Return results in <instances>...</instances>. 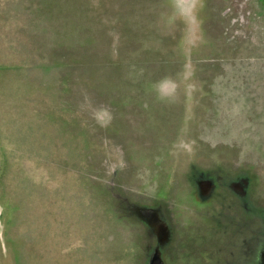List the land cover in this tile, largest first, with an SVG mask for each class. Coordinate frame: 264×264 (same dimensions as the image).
Returning <instances> with one entry per match:
<instances>
[{"label": "rangeland", "instance_id": "rangeland-1", "mask_svg": "<svg viewBox=\"0 0 264 264\" xmlns=\"http://www.w3.org/2000/svg\"><path fill=\"white\" fill-rule=\"evenodd\" d=\"M174 2L0 0V264L251 258L264 0Z\"/></svg>", "mask_w": 264, "mask_h": 264}, {"label": "flooded vegetation", "instance_id": "flooded-vegetation-1", "mask_svg": "<svg viewBox=\"0 0 264 264\" xmlns=\"http://www.w3.org/2000/svg\"><path fill=\"white\" fill-rule=\"evenodd\" d=\"M171 1H172L173 5L176 7L177 3L174 2L175 0H171ZM197 9L199 10L200 7L197 6ZM194 91H195V88H194V90L191 91V94L188 96V98L191 101L190 106L187 103V105L189 106V108H192L193 107V110H194V108L197 105L196 102H195V100L193 99V97H194ZM188 102H189V100H188ZM186 147L187 148H190L191 145L188 144V143H186ZM201 185H203L204 187L209 186L211 188V191L213 192V190H214V188H215V186L217 184H215L212 179H209V180H203L202 179V180L198 181L197 186H201ZM227 186H228V189L231 192L234 193V195H236V196L238 195L240 198L244 194V182L241 181V180L238 181V182H232L231 184H228ZM209 196H211V194ZM209 196H206L204 198H200L197 202L200 203V204L206 203L209 200ZM253 234H254V245L256 246V248H255V251L254 250L253 251L251 250L252 253H253V255L251 253V255H250L251 258L249 260L246 259L248 261H245V262H246V264H264V238L262 237L263 236V232L261 233V236H260L259 233H258V230L257 229H254ZM162 259H163V262L165 264V260L163 258V255H162Z\"/></svg>", "mask_w": 264, "mask_h": 264}, {"label": "water", "instance_id": "water-1", "mask_svg": "<svg viewBox=\"0 0 264 264\" xmlns=\"http://www.w3.org/2000/svg\"><path fill=\"white\" fill-rule=\"evenodd\" d=\"M149 264H164L162 255L158 250L150 256Z\"/></svg>", "mask_w": 264, "mask_h": 264}]
</instances>
